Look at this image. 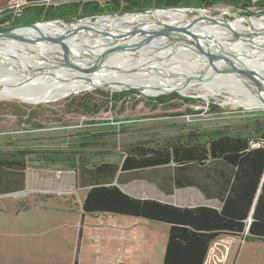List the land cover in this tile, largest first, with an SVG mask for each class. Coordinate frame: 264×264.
<instances>
[{
	"label": "rangeland",
	"instance_id": "obj_1",
	"mask_svg": "<svg viewBox=\"0 0 264 264\" xmlns=\"http://www.w3.org/2000/svg\"><path fill=\"white\" fill-rule=\"evenodd\" d=\"M247 1L255 4L263 0ZM184 8L205 10L212 16L224 14V24L239 18L243 29H253L244 20H252L264 28V8L257 4L248 9L224 2L201 9L192 4L153 7L156 10ZM10 11L13 10L1 11L0 20L11 15ZM188 12V21L198 14ZM78 19L80 17L64 22ZM199 23L204 24L201 20ZM234 46L244 50L242 46ZM162 75L157 73L153 77L159 80ZM201 83L208 84L203 79ZM107 84L82 87L86 89L51 100V97L47 100H0V157L22 160L29 168V182L43 177L44 186L49 185L43 193H35L36 197H51L48 203H45L46 198L40 203L33 196L0 197V264H75L76 257L78 264H106L104 248L93 240L94 218L86 215L84 221L79 204L85 191L80 190L78 183L88 182L90 170L103 163L119 165L124 152L135 146L156 147L183 141L189 136L207 139L224 135L243 137L253 140L254 144L264 131V107L247 109L229 100L234 94L243 100H254L240 87L222 88L221 93L198 88L187 95L171 92L152 96ZM124 92L129 93L115 98V94ZM211 167L217 170L221 165L213 162ZM66 171H71L70 176L75 179L70 188L75 202L69 204L70 211L63 213L57 211L56 202L68 194H63L66 192L62 186L54 188L51 185ZM154 174L161 176L151 171L144 175L151 178ZM206 174L200 168L193 172L202 184L209 180ZM121 188L135 198L157 200L156 197H166L156 187L142 181ZM174 197H179L173 199L176 206L218 208L217 201L202 198L182 201L180 197H202L193 188L177 190ZM248 239L242 243L235 264H264V241Z\"/></svg>",
	"mask_w": 264,
	"mask_h": 264
},
{
	"label": "trees",
	"instance_id": "obj_2",
	"mask_svg": "<svg viewBox=\"0 0 264 264\" xmlns=\"http://www.w3.org/2000/svg\"><path fill=\"white\" fill-rule=\"evenodd\" d=\"M47 1L27 0L23 14L2 17L0 28L42 20L66 22L78 17L84 19L182 4H192L199 9L219 2L240 9L255 4L264 8V0L255 4L247 0H69L48 6ZM127 93L115 94V98ZM259 135L254 144L253 140L243 137L224 135L200 139L189 136L162 146L127 149L119 165L103 163L88 172L89 179L85 183H89V190L82 202L83 218L106 214L169 226L163 264H204L215 242L223 238L238 239L229 259V264H235L243 238L264 241V131ZM213 162L221 165L220 169H212ZM195 168L207 172L205 177L209 180L205 184L193 175ZM27 171L28 166L22 160L0 157V195L24 191ZM149 171L161 172V176H144ZM117 174L118 184L148 178L167 195L194 187L205 197H223L221 208L179 207L134 198L112 184ZM81 234L82 229L80 238ZM75 264H78V257Z\"/></svg>",
	"mask_w": 264,
	"mask_h": 264
},
{
	"label": "bare ground",
	"instance_id": "obj_3",
	"mask_svg": "<svg viewBox=\"0 0 264 264\" xmlns=\"http://www.w3.org/2000/svg\"><path fill=\"white\" fill-rule=\"evenodd\" d=\"M188 11L197 12L191 21ZM221 11V10H220ZM226 15V14H225ZM224 14L212 16L205 10L195 9H164L157 10L155 17L150 15H131L124 19L118 17H103L94 23L88 20L80 25L82 28H97L113 22V30L129 29L135 26L151 27L158 29L154 24L161 20L175 27H196L203 33H207L217 41H221L229 46L228 41L243 47V51L238 54L245 57L246 68L252 69L255 79L264 80V28L259 27L252 20H244L252 27V30L243 29L239 18L223 23ZM249 18V17H247ZM204 24H200L199 21ZM58 23L44 24L47 31H54L60 27ZM197 30V31H198ZM201 32V33H202ZM243 36L241 39H237ZM237 46L235 49H238ZM102 49H100V52ZM104 51V50H103ZM0 100H10L22 98L26 100H41L48 97L51 99L65 93H77L84 91L82 87H93L97 84L108 83L114 87L143 85L148 89L150 95L165 94L169 90L181 89V94L187 95L198 88L219 93L222 88L230 89L229 86L240 87L243 91L252 95L254 100H243L234 94L229 100L234 101V105L252 109L264 107V98L256 95L247 85L239 80L237 75L230 69L219 65V62L211 57L200 55L185 47L177 50L172 46L154 52L150 57L142 60L138 67L144 71L130 74H116L107 71L110 67L104 64L101 70L98 68L66 69L57 68L55 62L41 59L37 47L28 40H0ZM113 65L127 66L126 61L120 59L112 62ZM219 65L221 69L210 70L204 75L203 80L208 84L201 83V80L194 83H186L187 79L198 76L207 66ZM49 67H55V77L33 76L34 72ZM103 69V70H102ZM157 73L163 74V78L155 80L153 77ZM149 77L150 79H145ZM153 77V78H152ZM107 84V85H108ZM89 88V87H88ZM46 90V91H43ZM36 91V92H34ZM38 91V92H37ZM40 91V92H39ZM215 95V94H214ZM232 104V103H231Z\"/></svg>",
	"mask_w": 264,
	"mask_h": 264
},
{
	"label": "water",
	"instance_id": "obj_4",
	"mask_svg": "<svg viewBox=\"0 0 264 264\" xmlns=\"http://www.w3.org/2000/svg\"><path fill=\"white\" fill-rule=\"evenodd\" d=\"M156 9L138 10L132 12L115 13L112 15L92 16L78 19L72 23L61 20L27 23L12 27L0 28V40H28L32 42L41 55V59L55 62L57 68L86 69L98 68L107 64L106 70L116 74H130L144 71L137 65L142 60L150 57L154 52L172 46L176 50L185 47L200 55L211 57L219 62V65L232 70L240 81L247 85L256 95L264 98V80L255 79L254 71L245 66V57L238 54L240 50L215 40L207 33H203L196 27H175L158 20V29L151 27L135 26L129 29L113 30V22L97 28H81L80 25L92 20L97 23L103 17H118L124 19L131 15H150L155 17ZM61 25L57 30L47 31L44 24ZM198 30V31H197ZM202 32V33H201ZM243 36L237 39H241ZM100 49L102 51L100 52ZM104 50V51H103ZM2 54L0 53V56ZM127 59V66L113 65L112 62ZM137 64V65H136ZM219 65L205 67L198 76L187 79L186 83L198 82L210 70L221 69ZM221 67V68H220ZM55 67H49L34 72L33 76L55 77ZM103 70V69H102ZM122 89L147 93L148 89L143 85L126 86ZM107 87V86H103ZM100 88V87H98ZM97 89V88H96ZM181 89L168 90L167 93H181ZM165 93V94H167ZM253 213V211H252ZM252 220V217L249 221Z\"/></svg>",
	"mask_w": 264,
	"mask_h": 264
},
{
	"label": "crops",
	"instance_id": "obj_5",
	"mask_svg": "<svg viewBox=\"0 0 264 264\" xmlns=\"http://www.w3.org/2000/svg\"><path fill=\"white\" fill-rule=\"evenodd\" d=\"M26 1L27 0H0V11L6 10L12 7L17 2L24 3ZM28 172H29V168L27 171V175H28ZM62 172L63 171H61L60 174H62ZM70 172L71 171H66L63 177L62 176L60 177V174H59L57 180L53 181L51 185L54 188H59L62 186L64 188V192H66L63 194H68V195L62 196V197H65L63 200L60 201L57 199L58 201L56 202L57 211L63 212V213L70 211L69 204L71 202H75V199L71 195L72 191H70V188L74 184L75 179L72 176H70L71 175ZM117 178H118V174L115 176V179L112 184L117 185L121 190H122L121 188L122 185L129 184V183L118 184ZM152 178H155V177H152ZM37 179H39L40 181L37 182ZM135 181H142V182L147 183L148 185H153L154 187L157 188L159 192L162 193V195L166 196V197H156L157 199L156 201L175 205L173 203V199L179 198V197H174L177 190L174 192L173 195H167L165 192L159 189L156 186V184L152 182L151 179L142 178V179L135 180ZM88 184L89 183L86 184L85 182L84 183L82 182L80 185L78 183L80 190L85 191L84 196L82 197V200H80L79 202L81 210H82V202L89 190V187L87 186ZM48 186L49 185L44 186L43 177L32 179L31 182H29L27 178L26 188L24 191L19 192V193L0 195V197H32L33 196L37 198L40 203L41 202L44 203L43 200L44 198H46L45 203H48L49 201L48 198H51V197H48V196L36 197L37 195H35V193L37 194L39 192L43 193L44 188ZM190 188L196 189V191L198 190L199 194H201L202 197H180L182 201L191 199V198L192 199L202 198L206 201H217L218 202L217 209L221 208V199L223 197H205V195L199 189L194 188V187H190ZM186 189H189V188H186ZM181 190H185V189H181ZM146 198L147 197H140L139 199H146ZM179 207H182V206H179ZM92 217L94 218L93 220L95 221L94 223L96 224L94 227L95 232L93 233V236H94L93 240H94V243L99 242V245H101V247L104 248L103 260L105 258L106 264H119V263L163 264L166 245H167V239H168V233H169V226L165 224L147 222V221L140 220V219H134V218L123 217V216L106 215V214L105 215L95 214V215H92ZM86 218L87 217L85 216L83 220L85 221ZM236 243L237 242L233 240L232 238H224V239H221L215 242V244L212 247L216 248V255L218 257L221 256L223 253H225L226 248H228L229 255H230L229 258H230Z\"/></svg>",
	"mask_w": 264,
	"mask_h": 264
},
{
	"label": "built area",
	"instance_id": "obj_6",
	"mask_svg": "<svg viewBox=\"0 0 264 264\" xmlns=\"http://www.w3.org/2000/svg\"><path fill=\"white\" fill-rule=\"evenodd\" d=\"M67 1H69V0H48L46 5L47 6L48 5H59L62 3H68ZM73 1H75V0H73ZM77 1H80V0H77ZM25 6H26V2H24V3H18L17 2L12 7L8 8L6 10H3V12L8 11V10H13V11H10L9 14H11V16H13V17H19L23 14L24 10L26 9ZM233 240H235L236 242L238 241V239H233ZM245 240H246V237L243 238L241 242L244 243ZM212 246L208 252V255H207V258H206L204 264H229V259H230L229 258V256H230L229 255V249L226 248L225 253H223L221 256L218 257L216 255V248H214Z\"/></svg>",
	"mask_w": 264,
	"mask_h": 264
},
{
	"label": "flooded vegetation",
	"instance_id": "obj_7",
	"mask_svg": "<svg viewBox=\"0 0 264 264\" xmlns=\"http://www.w3.org/2000/svg\"><path fill=\"white\" fill-rule=\"evenodd\" d=\"M35 22V21H34ZM12 27V26H11ZM6 28V27H5Z\"/></svg>",
	"mask_w": 264,
	"mask_h": 264
}]
</instances>
